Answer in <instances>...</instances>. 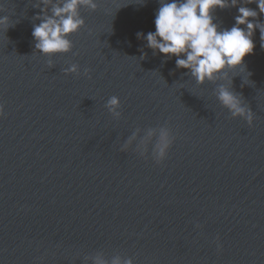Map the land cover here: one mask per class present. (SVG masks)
Wrapping results in <instances>:
<instances>
[{"label": "water", "instance_id": "1", "mask_svg": "<svg viewBox=\"0 0 264 264\" xmlns=\"http://www.w3.org/2000/svg\"><path fill=\"white\" fill-rule=\"evenodd\" d=\"M96 2L95 11L80 9L85 26L70 37L72 52L51 58L49 68L32 37L45 5L0 0V15L14 24L0 30V264H91L96 255L134 264H264L259 30L244 70L198 85L175 57L137 38L155 31L159 0ZM237 15L217 9L214 22L230 29ZM257 19L264 23V15ZM73 63L80 76L64 74ZM221 85L241 95L252 126L219 104ZM112 96L119 119L106 108ZM161 126L175 138L162 165L152 145L144 157L135 142L121 151L137 129L139 138Z\"/></svg>", "mask_w": 264, "mask_h": 264}, {"label": "clouds", "instance_id": "2", "mask_svg": "<svg viewBox=\"0 0 264 264\" xmlns=\"http://www.w3.org/2000/svg\"><path fill=\"white\" fill-rule=\"evenodd\" d=\"M143 3V0H139ZM45 5V15L36 19L40 23L34 25L32 37L35 40V50L48 57V67L52 68L51 58L67 55L73 50L70 39L84 26L85 21L80 15L81 8L92 11L97 9L96 0H40ZM256 4L258 11L248 6H241V0H159V8L155 14V31L146 35L138 32L137 38L146 41L147 47L154 54H163L166 58L175 57L176 67L188 70L198 85L226 79L227 71L245 69V58L254 53V33L258 29L260 38L264 41V23L258 21V15H264V0H243L244 5ZM51 6V15L46 9ZM237 8L238 15L230 29H222L214 22L217 9ZM5 9L0 8V13ZM253 21H256L255 23ZM14 24L7 15H0V30L6 32ZM142 54L140 59H144ZM65 75L80 76L78 64H70L64 69ZM83 75L91 79L89 69H84ZM250 75V73H249ZM216 99L226 109L233 119H242L249 126L253 125V112L247 107L241 95L231 90L229 86L221 85ZM113 118L121 117V103L117 96L109 98L106 104ZM4 117V107L0 104V118ZM140 129L124 142L121 151L132 149L144 157L152 145V159L157 165H162L168 157L174 144V136L166 126L148 128L143 137L138 138ZM199 227V225H197ZM219 250L220 245L217 242ZM91 264H134L132 258L112 257L109 262L103 255L91 258Z\"/></svg>", "mask_w": 264, "mask_h": 264}]
</instances>
